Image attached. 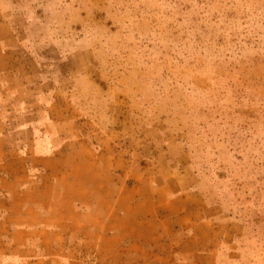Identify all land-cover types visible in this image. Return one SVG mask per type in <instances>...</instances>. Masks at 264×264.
<instances>
[{
  "label": "rangeland",
  "instance_id": "1",
  "mask_svg": "<svg viewBox=\"0 0 264 264\" xmlns=\"http://www.w3.org/2000/svg\"><path fill=\"white\" fill-rule=\"evenodd\" d=\"M0 18L22 97L2 104L27 138L58 125L74 184L63 235L28 244L0 190V264H264V0H0Z\"/></svg>",
  "mask_w": 264,
  "mask_h": 264
},
{
  "label": "crops",
  "instance_id": "2",
  "mask_svg": "<svg viewBox=\"0 0 264 264\" xmlns=\"http://www.w3.org/2000/svg\"><path fill=\"white\" fill-rule=\"evenodd\" d=\"M2 18V17H1ZM0 18V190L7 192L11 200L10 213H18L23 225L20 232L25 243L33 242L44 233L60 235L62 216H57L58 198L56 191L61 186L69 187L74 184L61 183V177L67 172L68 157L60 153L58 140V125L37 127L33 131V139L25 137L29 130L27 123H11V110L5 108L2 100L8 95L15 101L22 99L15 96L8 88V69L11 67V54L14 48L8 46L11 33ZM13 50V51H12ZM11 74V73H10ZM16 77H14L15 79ZM22 84V83H21ZM21 106V104H19ZM21 108V107H19ZM23 116L20 115L19 118ZM50 126L53 128L51 131ZM19 133V137L12 139V130ZM36 130L35 128H33ZM25 131V132H23ZM56 135L57 137H55ZM48 149V153L45 151ZM77 163V159H71ZM72 227V225H71ZM35 233V234H33Z\"/></svg>",
  "mask_w": 264,
  "mask_h": 264
}]
</instances>
